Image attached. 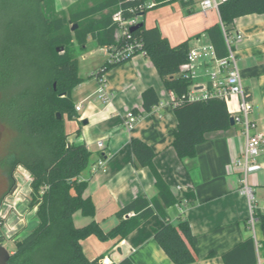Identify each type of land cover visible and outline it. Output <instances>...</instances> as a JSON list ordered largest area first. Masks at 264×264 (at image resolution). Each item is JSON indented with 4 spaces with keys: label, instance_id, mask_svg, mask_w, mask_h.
<instances>
[{
    "label": "trees",
    "instance_id": "16d2710c",
    "mask_svg": "<svg viewBox=\"0 0 264 264\" xmlns=\"http://www.w3.org/2000/svg\"><path fill=\"white\" fill-rule=\"evenodd\" d=\"M14 1L15 12L0 38V121L16 137L8 148L12 158L7 165L11 186L15 184L16 167L22 166L31 174L30 204L36 207L38 223L16 241L9 264H105L104 254L94 259L86 255L82 240L96 235L104 241H121L154 214L165 221L162 227L153 228V233L170 259L175 264L196 262L199 257L189 221L175 225L169 219V208L179 201L154 164L153 148L139 138L131 140L134 165L152 170L158 195L135 197L118 210L119 223L105 232L94 219V201L84 196L88 181L83 175L90 169L92 154L85 144L69 140L65 126L66 117L77 116L73 91L81 82L78 60L72 55L74 47L85 49L90 38L99 47L120 45L113 14L122 9L125 17L136 16L141 12L138 7L150 0H98L84 7L76 4L68 10L69 17L65 11H56L55 0ZM153 1L154 8L172 0ZM182 1L184 5L193 4V0ZM148 10L143 12L146 14ZM219 13L221 22L207 28L205 34L217 55L224 57L228 48L223 26L228 35H233L238 17L264 13V0H224ZM145 14L140 20L143 25L132 32L133 39L142 42L145 55L174 95L178 125L173 145L178 156L195 157L197 146L207 139V132L232 127V115L225 99L189 100L187 93L193 81L182 71L192 49L190 39L172 46L159 26L146 27ZM119 63H105L95 74H104ZM29 73L31 77L27 78ZM142 98L147 112L160 103L154 87L145 89ZM133 112L140 117L139 112ZM77 211L93 220L85 226H76ZM256 216L264 232V211L258 210ZM223 259L226 264H258L255 239L249 237L224 253ZM134 263L132 257H126L117 264Z\"/></svg>",
    "mask_w": 264,
    "mask_h": 264
},
{
    "label": "crops",
    "instance_id": "0c3cea01",
    "mask_svg": "<svg viewBox=\"0 0 264 264\" xmlns=\"http://www.w3.org/2000/svg\"><path fill=\"white\" fill-rule=\"evenodd\" d=\"M96 1L55 0V7L56 11L67 12L76 4ZM203 1L193 0L192 5H184L182 0H172L154 7L157 9L150 13L147 11L143 20L148 28L159 26L172 46L190 39L191 48H195L209 43L205 30L221 22L218 9L211 7L206 13L203 11ZM233 26L234 35L238 32L243 35L235 40L234 49L253 105L249 117L257 123L252 133L264 132V13L238 17ZM90 40L93 39H89L82 59L94 56L96 52L103 57L91 61L88 65L91 70L88 69L85 75L81 74L78 62L81 79L78 89L91 73L96 86L90 94L74 100L75 105L82 104V109L76 111L74 119L66 117L65 126L67 121L69 140L85 144L92 154V164L83 179L88 181L84 196L91 197L96 206L94 219L108 232L119 223L117 212L124 205L141 194L149 198L158 195L152 170L148 166L138 168L134 165L131 140L139 138L155 151L154 164L179 201L168 210L170 221L175 225L183 220L190 223L199 259L189 264H226L224 253L249 237L256 241L258 264H262L264 260L259 256L258 248L264 243L263 227L257 221L253 230L248 223L250 203L240 191L243 173L236 169L237 161L244 158V124L207 132V139L197 146L195 157L180 158L173 145L178 125L174 95L166 89L154 63L138 53L105 72L104 79L112 96L111 104L107 105L95 96L98 80L94 75L96 69L105 63L107 51L98 46L96 50L86 52ZM206 77L209 79L202 69L196 82L200 86H209ZM149 87L155 88L160 103L147 112L143 109L142 93ZM227 105L232 116L239 113V97L230 98ZM135 110L140 117L129 129L125 124L126 114ZM80 116H83L82 120ZM84 120L88 123L85 124ZM101 140L106 145L104 150L98 145ZM99 160H104L105 166L94 171ZM248 179L257 208L263 210L264 144ZM92 220L81 211L74 214L78 227ZM164 222L159 214H154L121 241H104L96 235L89 236L82 240L84 252L91 259L104 254L107 264H117L126 257H132L134 264H175L154 237L153 228L162 227Z\"/></svg>",
    "mask_w": 264,
    "mask_h": 264
},
{
    "label": "built area",
    "instance_id": "2783aa9c",
    "mask_svg": "<svg viewBox=\"0 0 264 264\" xmlns=\"http://www.w3.org/2000/svg\"><path fill=\"white\" fill-rule=\"evenodd\" d=\"M222 1L224 0H204L203 11L206 13L207 9L211 7L219 10V5ZM155 4V1L150 0L141 4L138 8L141 12H143L145 9L152 8ZM141 12H139L136 16L129 18L124 16L122 9L117 10L113 14V20L118 25L117 38L122 42L120 45L105 47L107 51V59L105 61L106 64L119 63L120 61H124L126 59L129 60L132 56L138 53L145 55L142 42L133 39L131 31V27L140 22ZM223 30L228 54L224 57H219L216 53L214 45L210 42L192 48L188 56V61L184 65L182 75L190 77L193 81L187 93V97L191 101L207 99L210 97H218L228 101L234 96L239 97V113L233 115L232 117L235 120V124H244L246 145L244 158L237 161L236 169H239L240 172L243 173L240 191L246 195L249 200L250 217L248 223L250 227L255 230V225L258 221L256 216L258 208L255 202V194L249 183L248 176L250 169L258 161L261 147L264 144V132L252 133V130L257 127V123L252 121L249 117L253 105L250 101L249 93L244 86L243 77L238 65L237 54L234 49L235 40L241 39L243 35L240 32L236 35H228L225 32L224 26ZM202 69L205 70L209 76V86H200L196 82ZM104 74L99 75L94 73L98 80V88L95 92V96L103 103L109 105L112 102V96L107 88ZM75 109L76 111H80L82 109V104L76 105ZM79 118L82 120L83 116H80ZM138 120L139 116L133 111H129L126 114L125 124L129 129H132ZM98 145L102 150L106 148L105 142L102 140L98 142ZM104 166V160H99L93 170L96 171L100 168H104ZM262 211H264V209ZM132 214L133 213L130 215ZM104 262L107 264L105 260Z\"/></svg>",
    "mask_w": 264,
    "mask_h": 264
},
{
    "label": "rangeland",
    "instance_id": "374dc122",
    "mask_svg": "<svg viewBox=\"0 0 264 264\" xmlns=\"http://www.w3.org/2000/svg\"><path fill=\"white\" fill-rule=\"evenodd\" d=\"M14 4V0H0V38L7 20L10 19L15 12V7L13 6ZM88 4L89 2H86V4L81 6L84 7ZM155 9L157 8L149 9L147 13H150ZM59 15H61V13ZM65 15L69 17L70 11H67ZM140 19H142V17ZM90 41L91 42L88 51H86L88 53L90 52V49L96 50V48H98V45L94 40ZM84 52L85 49L80 48L79 45H76L72 52V55L77 58V60L79 59L78 62L80 61L82 75H85L86 72H88V69L90 72L91 67L88 65L91 61L103 57L101 53L96 52L94 56H89L83 60L82 54ZM30 77L31 76L29 73L27 78ZM95 86L96 82L93 79L91 73L89 77L84 80V83L80 89H78L79 85L74 89L73 99L79 100L87 94H90L94 90ZM67 123L68 122L66 121V128H69ZM15 138L14 131L0 121V214L2 217L0 218L2 219L0 226L3 233L0 235V238L9 251H14L16 248V241L22 239L25 234L32 231L38 223L36 218V207H32L30 204L31 196L29 190L31 187L29 185V179L27 180L28 173L22 166H18L14 170V175L17 176L15 178V183H20L21 185L19 186L18 190H16V193L12 195V191L16 184L11 186L7 165L12 159L8 154V148L14 144L12 142H15ZM26 193L28 197L25 198L24 195ZM94 239H97L95 241H98L101 246L103 245V243L99 241L98 238ZM259 256L262 260H264V247L262 245H259Z\"/></svg>",
    "mask_w": 264,
    "mask_h": 264
},
{
    "label": "water",
    "instance_id": "95a60500",
    "mask_svg": "<svg viewBox=\"0 0 264 264\" xmlns=\"http://www.w3.org/2000/svg\"><path fill=\"white\" fill-rule=\"evenodd\" d=\"M144 14H145V12H141L140 13L141 16H143ZM142 25H143V23L139 22L138 24H136L133 27H131V31L133 32V31L139 29ZM76 27H77V25L73 26L72 30H74ZM57 117L61 118L62 115L60 113H58ZM84 123L87 124L88 120H84ZM231 125L232 126L235 125V120H234L233 117H231ZM27 173H28L27 180L29 179L28 181H29V185L31 187L32 177H31V174L28 171H27ZM14 176H15V178L17 177L16 175H14ZM20 185H21L20 183L15 185V187H14V189L12 191V195L14 193H16V190H18ZM11 254L12 253L9 251V249L3 244L2 241H0V264H9V260H10Z\"/></svg>",
    "mask_w": 264,
    "mask_h": 264
},
{
    "label": "flooded vegetation",
    "instance_id": "af4514ba",
    "mask_svg": "<svg viewBox=\"0 0 264 264\" xmlns=\"http://www.w3.org/2000/svg\"><path fill=\"white\" fill-rule=\"evenodd\" d=\"M15 184H16V183H15ZM31 191H32V190L30 189V190H29L30 196H31ZM24 197H25V198L28 197V196H27V193L24 195Z\"/></svg>",
    "mask_w": 264,
    "mask_h": 264
}]
</instances>
